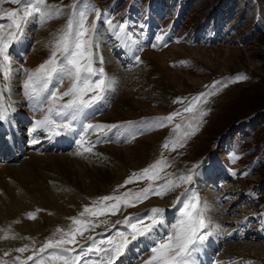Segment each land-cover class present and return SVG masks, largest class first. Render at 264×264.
<instances>
[{"label": "rangeland", "instance_id": "374dc122", "mask_svg": "<svg viewBox=\"0 0 264 264\" xmlns=\"http://www.w3.org/2000/svg\"><path fill=\"white\" fill-rule=\"evenodd\" d=\"M47 2L68 5L71 0ZM88 2L102 14L97 21L93 54L96 67L104 69L109 85L104 99L109 93L110 101L85 124H82L84 120L79 123L73 121L78 126L71 131L79 141L75 147L58 153L47 151V148L38 151L29 147L31 143L48 140L49 137L44 129L45 133L41 132L36 141L28 137L33 131L32 125L42 118L43 113L29 106L30 101L22 90L26 72L30 71L26 70V62L43 38L40 36L41 30L50 28L48 32L55 38L70 10L66 8L65 16L47 23L29 24L22 40L24 43H19L15 50L12 47L9 49L12 66L19 72L13 76L11 91L4 93V97L6 102L10 99L13 107L18 106V111L24 114L27 121H22L21 126L23 138L19 146L24 153L22 156L19 154L21 157L13 164L7 163L1 156L5 154L0 147V183L3 181L8 185V190H18L12 199L9 191L0 184V264H18L16 257L25 259L49 238H59V235L53 237L57 228L67 230L71 225L70 218L77 217L85 206H91L98 197L113 194L132 173L157 162L162 154L170 166L159 173L161 179L153 183L154 187L170 178L190 173L192 182L181 184L162 198L153 195L135 207H122L116 215L93 218L96 223L103 220L109 223L100 224L94 231L86 232L84 237H77L79 243L86 246L89 243L87 236L105 233L117 220L139 215L142 211L146 215L154 207L166 213L173 212L171 217L164 219L163 216L165 228L159 234H167L178 222L180 205L176 203L177 197L183 199L182 194L190 187L199 196L201 205L207 207L205 219L208 227L204 231L211 233L206 241L196 246L197 250L192 253L195 259L193 263L264 264V0ZM18 7L7 0L0 5L2 9L10 10ZM94 19L95 12H91L89 23ZM108 20L112 21V26L107 23ZM6 23V19H0V24ZM121 24L123 31H119ZM145 40L149 45L144 44V50L139 48L134 51V47L131 50L134 41L142 43ZM173 45L183 48L177 51ZM15 51H21V54ZM161 51L171 57L167 65L168 74L156 73L154 68L157 69L158 65L153 60L143 58L147 52ZM131 55L133 62L126 63ZM101 58L102 64L99 62ZM112 64L120 66V71L111 72ZM239 75L247 79L233 82ZM172 80H175L174 83ZM0 83H3L2 75ZM209 92L215 94L206 96L197 106L196 113L184 111L193 97ZM123 97L127 98L128 103L121 105V109L115 108ZM181 100L183 103L178 102ZM94 107L99 110L100 104ZM115 109L130 119L112 123L117 128H108L103 134L95 128V131L82 130V125L89 124L94 117H97L95 126L100 123L98 119L102 115L109 116ZM200 111L206 113L202 119L199 117ZM175 113L180 115H175L173 121L168 123L165 118ZM64 122H67V118ZM149 122L152 126L140 127ZM189 122L193 126L198 124V128L184 146L175 151L165 149L164 143L181 136ZM176 125H181L180 129L176 130ZM115 130L118 131L116 134ZM118 134L123 141L113 142L112 139H117ZM102 135L112 136V139H103L99 143L94 140ZM84 136L91 138L80 143ZM85 145L92 146V151L80 154V146ZM16 153L13 152L14 155ZM234 155L238 158L233 161ZM8 166H13L15 171H7ZM149 183L148 179L137 180L119 187L116 194L136 193ZM76 184L78 192L74 189ZM69 193L71 197L66 195ZM59 199H63L62 202ZM152 201L165 206H152ZM57 203L60 207L64 205L62 212L57 210ZM29 213H35L36 218L29 219ZM16 217L24 218L21 221ZM116 229L122 230L121 225L116 224L112 231ZM107 234L111 235L112 232ZM239 234L243 237L239 238ZM212 237L219 242L217 247L212 245ZM140 239L145 241H141L143 247H139L138 251L135 246L129 245L124 257L127 264H144L151 255L147 248L152 241L147 237H140L137 241ZM22 247H27L28 251L23 254L16 251ZM235 247L240 251H235ZM252 247L261 250L251 252ZM51 252L49 250L43 255H50ZM204 255L207 260L203 258ZM28 264H34V261H28Z\"/></svg>", "mask_w": 264, "mask_h": 264}, {"label": "snow or ice", "instance_id": "6c2138e0", "mask_svg": "<svg viewBox=\"0 0 264 264\" xmlns=\"http://www.w3.org/2000/svg\"><path fill=\"white\" fill-rule=\"evenodd\" d=\"M5 2L6 0H0V5ZM7 2L19 7L15 10L0 8V19L8 21L6 24H0V75L3 78V83H0V122L9 121L10 114L15 111L12 102L10 100L6 102L4 97V93L11 91L10 84L13 76L19 72V69H14L12 66L10 47L22 42L29 24H44L52 19L63 17L67 8L70 11L67 12L65 24L55 35L49 58L36 69L27 72L22 90L30 101L29 106L34 111L43 113L42 118L35 121L33 131L44 129L50 135H60L59 129H64L66 132L73 131L72 122L79 123L81 117H86L88 110L93 109L94 105L104 99V93L109 86L104 69L96 67L93 54L97 21L101 19L102 14L88 0H71L68 5L49 4L47 0H7ZM91 12H95V19L89 23L88 17ZM107 23L112 26L111 20ZM123 27L121 24L119 31H123ZM99 62L103 63L102 58ZM244 79L247 77L239 75L233 82ZM65 80L70 82L69 86L61 91L60 86ZM212 87L215 88L216 85L213 84ZM214 94L209 92L193 97L184 111L196 113L197 106L202 100ZM66 97L68 99L65 101ZM61 101L64 102L61 103ZM178 102L183 103L182 100ZM175 115L180 113L169 115L165 120L171 123ZM204 115H206L205 112H199L201 119ZM65 118L67 122H64ZM105 127L116 126L86 124L82 125V130L94 128L102 130ZM180 127L181 125L175 126L176 130ZM197 128L198 124L193 126L189 122L187 130L181 136L166 141L163 147L171 151L183 147ZM83 151L90 153L92 146L84 147ZM237 158L235 155L232 157L233 161ZM169 166L162 154L157 162L140 172L132 173L113 194L98 197L92 201L91 206H85L77 217L70 218L71 225L67 230L57 228L53 237L59 235V238H49L33 255L25 259L16 257L15 260L18 264H28V261H34V264H116L118 260L120 264H126L121 257L126 256L129 245L140 237H147L152 241L147 248L151 255L144 264H193L192 253L197 250L196 246L211 233L204 231L208 227L205 219L207 207L201 205L199 196L191 190H185L182 194L183 199L177 197L176 203L180 205L178 222L167 234L154 233L156 226L163 223L164 214L163 209L154 207L146 215L125 216L123 220H117L105 233L87 236L89 243L86 246L81 245L77 239V237H84L88 231H94L100 224L109 223L108 220L96 223L93 218L116 215L122 207L124 209L135 207L153 195L162 198L181 184L192 182L190 173L175 179L170 178L165 183L154 187L153 183L161 179L159 173ZM143 179H148L150 183L141 191L116 194L119 187H125L127 184ZM28 218L35 219V213H29ZM116 224L121 225L122 230L112 231ZM108 232L112 234L108 235ZM151 233L154 235L150 236ZM49 250H52L50 255H43ZM136 250H139L138 246ZM16 251L23 254L28 251V248H17Z\"/></svg>", "mask_w": 264, "mask_h": 264}, {"label": "bare ground", "instance_id": "6f19581e", "mask_svg": "<svg viewBox=\"0 0 264 264\" xmlns=\"http://www.w3.org/2000/svg\"><path fill=\"white\" fill-rule=\"evenodd\" d=\"M48 26V25H47ZM50 27H51V25H49ZM45 29H47V28H45ZM44 28L41 30V32H40V36L41 37H43L42 38V40H41V42H39V44H37V46L34 48V50H33V52H32V54H31V56L28 58V60H27V62H26V65H27V69L26 70H34V69H36L40 64H42V62H44L45 60H47L48 58V56H50L49 54H50V49H51V46H52V41L54 40V35L49 31L48 32V29H50V28H48L47 29V31L45 30ZM48 32V33H47ZM166 36V35H165ZM130 38V37H129ZM165 38V37H164ZM169 38V37H168ZM25 39V38H24ZM162 42V41H161ZM24 43V41L23 42H20V44H23ZM154 43V42H153ZM19 44V43H18ZM18 44H15V47H13L12 46V48L11 49H13L14 48V50H15V48H16V46L18 45ZM144 44H146V45H149V42H148V40H145V42H140V43H138L137 41H134L133 42V45H131L132 47H131V50H133V47H134V51H136L137 49H142V50H144L145 48H144ZM156 44V43H155ZM154 44V45H155ZM157 46H158V44H156ZM164 46V45H163ZM23 47H25V44H24V46ZM175 47V50H177V51H180L183 47H180V46H174L173 45V48ZM149 48V47H148ZM151 48H152V46H151ZM18 55L19 54H21V51H15ZM165 52L163 51H161V52H156V53H154V52H147L145 55H144V57L143 58H145V59H147V60H153L155 63H156V65H158L157 66V69L156 68H154V71L156 72V73H169V71H168V61H169V58H171L170 57V55H168V54H164ZM178 53V52H177ZM164 54V55H163ZM173 54H175V53H173ZM21 56V55H20ZM47 58V59H46ZM132 58V55L130 56V57H128L127 58V60H126V63H132L133 62V60L131 59ZM129 60H131L130 62H129ZM150 62V61H149ZM154 63V64H155ZM25 65V66H26ZM151 66V65H150ZM18 68V67H17ZM120 66H117V65H111L110 66V71L111 72H119L120 71ZM131 69H133V68H131ZM28 72V71H27ZM26 72V73H27ZM132 75H133V73H132ZM170 77V76H169ZM171 78V77H170ZM172 79V78H171ZM173 81V80H172ZM175 81V80H174ZM174 81H173V83H174ZM69 81L68 80H65L64 81V83H63V87L61 88L60 87V90L61 91H64V90H66L67 89V87L69 86ZM10 100V99H9ZM108 100L110 101V96H109V93L106 95V98L104 99V100H102L101 101V103H99L100 104V109L98 110V109H95V107H93V109H89L88 110V114H87V116L86 117H81V121L82 120H84V123H82V124H85V122L87 121V120H89L90 118H91V116L94 114H98L99 112H101L103 109H104V107H106L107 106V103H108ZM130 102V101H129ZM119 104V106L117 107H115V108H117V109H121V105H125V104H127L128 103V100H127V98H121L120 99V101L118 102ZM18 107V106H17ZM17 107H14L15 108V111L14 112H12L11 114H10V118H9V121H5V122H0V147H1V149L3 150V154H5V155H1L2 156V158L3 159H5V162H7V163H14L15 161H16V159H18L19 157H21L24 153L23 152H21V150H20V146H19V143H21L22 142V134H21V132H22V130L21 129H23V128H21V126H22V121H27L26 120V118L24 117V114H22V113H20L19 111H18V108ZM119 112V111H118ZM117 112V110L115 109V111H113L112 112V114H110L109 116H104V115H102V117L100 118V119H98V121L100 120V123L98 124V125H103V126H107V125H109V124H111L112 125V123H115V122H124V121H126L127 119H130V118H128V117H126L125 115H123V114H120V113H118ZM42 114H40V116H41ZM101 116V115H100ZM104 116V117H103ZM56 119H59V118H56ZM97 119V117H94V119L93 120H91V121H89V124H92V125H94V121ZM65 121V120H64ZM97 121V122H98ZM72 125H75V127H73V129L74 128H77L78 126H77V123H73L72 122ZM97 125V124H96ZM111 125H109V126H111ZM152 126L151 125V123L149 122V123H144L143 125H141L140 127H144V126ZM35 127V125L33 126L32 125V129ZM117 128V127H116ZM124 128L125 129H127V130H129L128 129V127L127 126H124ZM106 129H108V127H105V128H103L102 130L101 129H99V132L100 131H102V134L106 131ZM121 129V128H120ZM143 129V128H142ZM59 131H60V135H50L47 131H46V133L43 131V129H37V130H35V131H30V135L28 134V137H31L32 139H33V141H36L35 139L37 138V136H38V139L40 138L39 136H40V133L41 132H44L45 134H47V137H49V139L48 140H45V139H41V140H39V141H37V142H35L34 144H30L29 145V147L30 148H34V149H38V151H43L44 149H46L47 151L49 150L50 152H56V153H58V152H62V151H64V150H69L71 147H75L76 146V144L79 142L78 140H76L75 138V134L73 133L72 134V132L71 131H65L64 129H59ZM94 131H95V129H94ZM13 132V133H12ZM116 132H118L117 130H115L114 131V134H116ZM108 133V132H107ZM78 134H76V136H77ZM124 135H127V134H125V132H124ZM103 136V135H102ZM158 136V135H157ZM112 136H103V137H96L94 140L95 141H98V143L99 142H101V140L103 141V139H105V140H107V139H110ZM90 138H91V136H90ZM90 138L89 139H87V137L86 136H84V139L83 140H81L80 141V143H82V142H85V141H89L90 140ZM101 138V139H100ZM61 139V140H60ZM112 139V138H111ZM119 139V140H118ZM125 139H128V138H125ZM124 139V140H125ZM154 139V138H153ZM113 140V142H116L117 143V141L119 142V141H123V140H121V137H120V135L118 134V138L117 139H115V138H113L112 139ZM79 144V143H78ZM88 144V143H87ZM80 147H82V152H79L80 154H84L85 152L83 151V148L84 147H88V145H85V146H80ZM5 148V149H4ZM109 148L110 149H114V148H112V146H109ZM117 149V148H116ZM138 149V148H137ZM5 150H7V152L9 153V155H8V153L7 152H5ZM130 150V149H129ZM135 150V149H134ZM17 152L16 153V155H14L13 154V152ZM116 151V150H115ZM121 151V150H120ZM138 152H139V150H138ZM145 152V151H144ZM73 153V152H72ZM78 153V154H79ZM19 154L21 155V156H19ZM87 154V153H86ZM131 154V153H130ZM17 157V158H16ZM35 157V156H34ZM47 157V156H46ZM52 157V156H51ZM53 159H54V157H53ZM209 161V160H208ZM207 161V162H208ZM15 169V168H14ZM13 169V166H8L7 167V171L9 170V171H11L12 172V170H14ZM15 171V170H14ZM101 176V175H100ZM46 182H44V184H45ZM1 185H2V187H4V188H6V191L8 192L9 191V193H10V195H11V197L10 198H12L13 199V197L15 196V193L16 192H18V190H17V188H15L14 190H8V185H6V184H4V182L2 181L1 183H0ZM77 187H78V185L76 184V187H74V189H76L77 190ZM0 188H1V186H0ZM79 190V189H78ZM78 190H77V192H78ZM188 190H191V188L189 187V189ZM72 192V191H71ZM75 193V192H74ZM17 195H18V193H17ZM67 196H70L71 197V195H70V193L69 194H66ZM19 196V195H18ZM207 196H210V195H207ZM48 197V196H47ZM32 198V197H31ZM42 198V197H41ZM63 198V197H62ZM38 199V198H37ZM205 199H207V200H209L210 199V197H206ZM212 199V198H211ZM62 200L63 199H59L58 201H61L62 202ZM9 201H12L11 199H9ZM57 201V200H56ZM55 201V202H56ZM8 204V203H7ZM10 204V203H9ZM8 204V205H9ZM58 204V203H57ZM152 206H158V207H163V206H165V205H163L161 202H158V201H152ZM63 206L64 205H62L61 204V207L59 206V204L58 205H56V208L57 207H59L57 210L59 211V212H62L63 211ZM57 211V212H58ZM149 211V210H148ZM143 213H144V211H142V212H140L139 213V215H143ZM173 212H164V215L163 216H165L164 217V219L165 218H167V217H171L170 215L172 214ZM1 216V215H0ZM137 216V215H136ZM172 217H173V215H172ZM23 218L24 217H20V218H18V217H16V220H23ZM1 219V218H0ZM164 219H163V223L161 224L162 226H160V225H157L156 226V228H155V230H154V233H159L162 229H164L165 228V225H163L164 224ZM13 220V219H12ZM176 224V223H175ZM154 233H153V235H154ZM239 236V238H242L243 236L242 235H238ZM208 238V237H207ZM141 241H145V239H140V241H134L133 242V244H131L130 246H135V247H137L138 246V248L139 247H143V245L141 244ZM206 241V240H205ZM212 245L214 246V247H217V243H219V242H217L216 240H215V238L214 237H212ZM140 242V243H139ZM144 245H145V243H144ZM237 245V244H236ZM238 246H240L241 247V245H238ZM234 247V246H233ZM241 248H243V247H241ZM235 251H240V249H238V247H235ZM231 249L229 248V253L230 252H232V251H230ZM242 250V249H241ZM250 250H251V252H256L257 253V251L259 252L260 250H261V248H255V247H252V248H250ZM249 251V250H248ZM135 253H136V250H135ZM10 255V254H9ZM133 255V254H132ZM203 258L205 259V260H207V256H203ZM121 260H124L125 261V259H124V257H122V259ZM192 260H194L195 261V259H194V257H192ZM119 262V260L116 262V264ZM118 264H120V262L118 263ZM127 264V263H126ZM193 264H195V263H193Z\"/></svg>", "mask_w": 264, "mask_h": 264}]
</instances>
